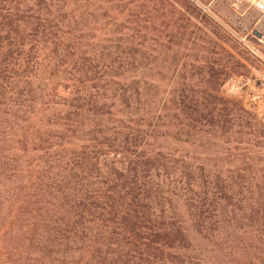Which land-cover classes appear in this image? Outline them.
<instances>
[{
	"label": "trees",
	"instance_id": "obj_1",
	"mask_svg": "<svg viewBox=\"0 0 264 264\" xmlns=\"http://www.w3.org/2000/svg\"><path fill=\"white\" fill-rule=\"evenodd\" d=\"M191 0H0V264H264V118Z\"/></svg>",
	"mask_w": 264,
	"mask_h": 264
},
{
	"label": "rangeland",
	"instance_id": "obj_2",
	"mask_svg": "<svg viewBox=\"0 0 264 264\" xmlns=\"http://www.w3.org/2000/svg\"><path fill=\"white\" fill-rule=\"evenodd\" d=\"M191 1L218 23L225 41L222 45L245 66L241 75L232 76L224 83L222 96L264 118V15L244 0Z\"/></svg>",
	"mask_w": 264,
	"mask_h": 264
},
{
	"label": "built area",
	"instance_id": "obj_3",
	"mask_svg": "<svg viewBox=\"0 0 264 264\" xmlns=\"http://www.w3.org/2000/svg\"><path fill=\"white\" fill-rule=\"evenodd\" d=\"M250 7H252L255 11H257L259 14L264 15V0H244ZM257 34L256 32H254ZM259 35V34H258ZM252 51L259 56L260 54L258 51L252 49ZM260 57V56H259Z\"/></svg>",
	"mask_w": 264,
	"mask_h": 264
}]
</instances>
